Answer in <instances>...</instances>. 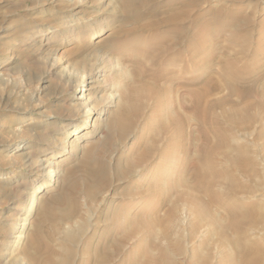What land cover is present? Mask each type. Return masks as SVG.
Instances as JSON below:
<instances>
[{"label":"rangeland","instance_id":"374dc122","mask_svg":"<svg viewBox=\"0 0 264 264\" xmlns=\"http://www.w3.org/2000/svg\"><path fill=\"white\" fill-rule=\"evenodd\" d=\"M208 1L203 10L194 12L208 18L209 22L204 23L207 28L204 31L202 22L194 20L193 30L184 34L182 45L176 47L182 58L175 73L184 80L189 75L198 76L196 86L204 85L211 77L221 81L222 87L212 89L200 103L206 113L196 114L189 106L185 107L187 121L183 126L182 154L172 142L170 147L168 145V156L158 161L166 174L169 171L170 186L165 184L158 165L150 166L149 178L145 173L147 170L139 167L140 162L134 163L131 168L137 171L129 176L117 171L115 161L118 157L136 154L142 147L144 135L138 125L127 139L121 141L117 154L108 151V172L94 178L88 176V181L80 167L88 143L85 148H78L77 155L64 165L66 171L62 172L64 176L68 169L75 170L79 179L78 192H68L66 206L59 209L72 216L62 229L63 235L72 231L81 237L86 224L81 242L73 246L70 264H247L244 262L248 259L253 261L252 264L255 261V264H264V0ZM166 3L167 0H156L147 8L160 6L165 10L169 7ZM117 4L118 0H0V65L5 64L7 68L3 72L0 68V143L13 142L5 148L0 146V171L12 173L25 169L19 160L15 166H11L8 160L17 134L23 133L16 121L19 112L9 110L10 107L14 105L16 109L29 110L30 116L38 119L52 116L54 112L68 116L73 113L69 102L79 100L72 96L86 86H82L83 78L80 77L75 93L66 100L60 96L64 88L61 75L76 73L82 76L95 67L106 69L104 77L99 78H106L114 86V89L100 90L98 107L110 100L109 94H117L125 83L131 81L133 77L128 73L134 67L131 59H120L122 53H109L106 49L108 55L105 51L99 52L103 39L119 28L122 21L129 23L127 13ZM75 5L80 6V12L73 14L70 9ZM210 10L214 11V16L208 12ZM102 22L106 25L103 35L96 41L89 39V30L99 27ZM212 25L216 33L211 32ZM66 26L69 29L65 33L41 40V34L48 27L54 31ZM219 28L223 30L218 32ZM233 35L240 43L232 42ZM190 39L193 41L191 47L196 45V62L194 69L187 70L186 57L193 51L187 45ZM76 46L83 47L72 50ZM240 48L244 51H238ZM226 56L234 61L229 65L227 77L222 75ZM55 65L56 73L49 77V82L43 83L39 76ZM237 71L241 76L238 73L235 76ZM172 73L174 71H169L166 75ZM226 83L230 84V89ZM41 85L48 87L40 93ZM231 85L236 87L232 89ZM177 87L181 93L190 89L188 85ZM187 99L186 104L190 102V98ZM214 100L220 105L213 106ZM166 106L168 104L163 106L162 112ZM222 108H241L242 111L225 115ZM207 110L211 115L222 114L220 120L214 121ZM85 119L83 115L79 123ZM144 121L143 116L139 117L140 124ZM24 134L28 138V132ZM163 134L161 131L160 137ZM71 139L70 136L69 143ZM159 143L167 145L163 138ZM116 144H119L118 140ZM207 152L211 156L206 157ZM178 155L184 158L181 164L176 161ZM63 185L62 182L57 192L62 191ZM215 190L221 196H211ZM6 200L0 193V263L7 258L6 264H17V258L27 262L22 249L27 245L26 240L17 243L16 247L11 245L13 226L8 218L14 213L6 208ZM71 203H78L79 209L72 207ZM41 208L40 203L31 213V221L38 217ZM55 244L57 248L60 245ZM246 247L249 251L251 249L249 253ZM8 252H12L11 255L8 256ZM165 254L169 257H164Z\"/></svg>","mask_w":264,"mask_h":264},{"label":"bare ground","instance_id":"6f19581e","mask_svg":"<svg viewBox=\"0 0 264 264\" xmlns=\"http://www.w3.org/2000/svg\"><path fill=\"white\" fill-rule=\"evenodd\" d=\"M153 1L156 0H118L119 4L117 5L121 7L124 13H127L130 24H125L123 23L124 21H122L119 28L112 32L108 38L103 39L99 52L104 53L103 51L106 49L109 53H122L119 57L120 59H126L128 61L131 59L134 67L131 69V73L130 71L128 73L132 75L133 78L123 86L120 85L122 86V90L120 92L114 95L109 94L108 96L110 100L104 103L103 106L98 107L99 96H97V94L100 90L106 87L114 89V86L110 85L108 80H105L106 78H99L100 76L104 77L106 69L97 67L90 69L82 76H79L76 73H69L67 76L61 75L63 76L62 85L64 88L63 90L61 89L62 94L60 96L65 97L66 100L71 94L75 93L80 77L83 78L82 86H86V88L82 87L78 93H75L74 96H72L73 99L79 100L75 102L72 101L71 103L69 102V106L71 109L73 108V113H70L68 116L54 112L52 116H44V118L38 119L37 116H30L31 114L29 113V110L24 108L16 109L14 105L13 107L9 106V110L19 112L17 113L18 119H16V121L20 124V127H22L20 129L23 133L17 134L15 141L19 142H16L15 144L14 141V145L9 152L10 155H8V160L11 166H15L16 160H19L20 166L25 169L23 172L14 171L12 173L0 171V193H2V195L7 199L5 201L7 206L6 208L8 210H13L14 213L9 218L7 217L10 220L9 224L13 226V229L10 231V237L14 238V240L11 241V245L16 247L15 245L17 243H22L26 240V244L28 246L26 245L27 247H22V249L24 251L23 254H26L25 256H27L25 257L28 259L27 262H30V264H70V259L74 251L73 246L80 243V240L86 233L84 230L86 228L85 224V226L83 225L84 229L81 237L72 231L69 234L64 233L63 235L62 229L69 223V221H71L72 216L70 217L69 214H63L59 211L62 205L66 206L65 196L68 192L70 193L72 190L78 192L76 185L78 184L79 179L76 177L77 173L75 170L68 169L69 172L67 171L64 176L62 172L64 173V171H66L64 170V165L68 164L70 162L69 160L77 155L79 147L85 148L88 143L87 147L84 149V156L80 162L84 178L88 181L89 177L94 178L100 173L102 175L108 172L109 169L106 162V155L108 154V151H114L117 154L119 151L118 149H120L122 144L121 141L123 139H127L132 133L131 131L134 129L135 125H138L139 131L143 132L142 135H144L142 147L136 154L130 153L127 156H124V158H122V156L118 157L116 159L117 161H115L116 169L120 175L125 172L127 173L126 175L129 176L133 172L137 171L131 168L134 163L140 162L139 167L141 170H147L145 173L148 177V171L150 170L151 165H158L161 168V164H159L158 161L165 158L169 151L168 148L172 142L175 144L174 147L176 146V149H179L178 153L180 154L181 152L182 154L183 149L181 147L183 126L187 121V117L184 112L185 107H190L189 109H192L193 112H197L196 114H198V112L200 114L201 112L203 114L206 113L201 108L200 103H202V100L208 96L212 89L222 87L223 83L221 81L214 80L211 77L207 78L208 81L204 85L196 86L195 83L198 76L189 75L190 77L184 80V78L177 76L175 73L176 69H178L179 59L182 58V54L180 51L178 52L177 46L182 45V37L184 34L193 30V28L191 29V25L194 20L201 21L203 30H206L207 24L205 25L204 23L208 20V18L204 17L205 15L203 16L198 13L195 14L194 12L195 10H197V12L203 10L206 6L204 4L209 1L179 0L174 2V0H167L166 5H169V7H166L165 10H162L164 7L161 8L160 6L147 8ZM79 7V5H75V7L73 6L70 10H72L73 14H75L80 12V10H78ZM146 9L148 12H146ZM208 12L213 13L214 11L210 10ZM208 22L209 21H207V23ZM132 24L133 26H131ZM188 24L189 26H187ZM105 26V23L102 22L99 27L91 28L88 32V38L96 41V38L103 35L104 29L106 28ZM68 29L69 26H66V28L62 30L58 29L52 31L51 28L48 27L45 29V33L42 32L43 34H41V40H48V36L53 37L55 34H63ZM217 30L219 32V30L221 31L223 29L219 28ZM212 31H215L216 33L213 25L211 32ZM35 34L38 35L36 32ZM205 36L207 35L205 34ZM74 37L76 38V36ZM201 38L206 40V37L204 36H201ZM232 38H234L232 42L236 41L237 43H240V40L236 35ZM72 40L73 37H71L70 41ZM192 42L193 41L190 39V42L187 44L190 46V49L192 48L191 45H193ZM81 47L83 46H76L72 50H78L81 49ZM195 47L196 45L192 48L193 51L189 53V55L187 54L186 58H188V60L185 61L188 63V65L185 64L187 70L194 69V64L196 62ZM242 48L238 51H244V49L241 50ZM107 51H105V53L108 55ZM228 58L230 57L226 56L223 61L224 72L222 75L225 77L228 76V69L230 70L231 63L234 62L232 58ZM183 59H185V57ZM4 66L5 64L0 65V68L3 69L1 72L7 70ZM56 66L57 65L52 66L51 69L44 71L42 75L39 76V79H42L43 83L49 82V77L53 73H56ZM169 71H174V74L172 73L173 75H166ZM119 73L121 74V71ZM119 73L117 72L118 75H120ZM128 73L126 70V74ZM237 73L238 71L235 73V76ZM123 74H125V72ZM206 75L207 74H205V76ZM213 78L215 77L213 76ZM179 85H188L190 86V89L181 93L179 87H177ZM229 85L230 84H227L230 89ZM46 87L48 86L41 85L40 93L45 91ZM174 87H177L176 90ZM231 87L234 89L236 86L231 85ZM222 90L224 89L222 88ZM186 98H190V104H186ZM219 103V101L214 100L213 106L218 105ZM37 104H39V107L42 106L40 103ZM167 104L168 106H166V108L164 107L165 109L162 112L163 106ZM203 106L205 105L203 104ZM247 106L248 105H246V107ZM31 109L33 108L31 107ZM221 111L222 114L224 113L225 115H236L240 114L239 112L242 111V109L222 108ZM207 113H209L208 110ZM210 113L209 116H213V119L215 118L214 121L220 120L222 114L211 115ZM83 115L86 116V119L82 123H79V120ZM39 116L42 117L43 115ZM141 116L144 117L145 121L140 124L139 117L141 118ZM150 120L151 122L147 124ZM37 126L40 127H38L39 130H37ZM161 131L164 132L162 137H160ZM25 132H28V138L24 134ZM70 136L72 137L70 141L71 144L68 142V138ZM103 137L104 139H102ZM160 138H163L164 143L166 140V146L159 143ZM115 140L116 142L118 140V145ZM80 143L84 144L80 145ZM12 144L13 142L11 144L9 142H1L0 146H4L5 148ZM207 155L210 154L207 152L206 157H208ZM211 155L213 156L212 153ZM182 158V155L177 156L176 161L178 164L183 163L182 161L184 158ZM160 173L164 176H162L164 178H162L164 182L165 180L167 182H165V184L172 181V179H167L169 171L166 174V172H164L161 168ZM215 178L216 177L212 179L215 180ZM62 182L64 183L62 191L60 190V192H57ZM168 185L170 186V184ZM213 191L211 196H221L217 193V191L216 193ZM157 192L161 193L158 190ZM87 195H90V192H88ZM214 202H216V200ZM40 203L42 211H40L41 213L39 212L40 214L38 213L39 215L34 221H31L30 215L34 209L39 207ZM78 203L73 205L71 203L70 205L79 209L80 206ZM213 204L215 205V203ZM205 207H207V204ZM238 217L240 218V216ZM219 219L220 218H218V220ZM233 223L237 224V222ZM241 223L238 224L240 229ZM240 233H242V231ZM55 242L60 244L58 245V248L56 247L57 245ZM242 248L245 249V247ZM246 248V251L249 253L251 249L249 251V247ZM246 251L244 253L247 257ZM4 253H7V251ZM11 253L12 252H8V256L11 255ZM105 256H108V254ZM164 257L169 256L165 254ZM6 262H8V258L5 259L4 263L6 264ZM27 262H23L21 258H17L16 261L17 264H29ZM252 262L253 261H251V259H248L244 263L252 264ZM255 262L253 264H255Z\"/></svg>","mask_w":264,"mask_h":264}]
</instances>
